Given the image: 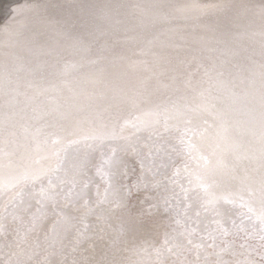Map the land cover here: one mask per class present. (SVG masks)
I'll use <instances>...</instances> for the list:
<instances>
[{
	"label": "rangeland",
	"instance_id": "374dc122",
	"mask_svg": "<svg viewBox=\"0 0 264 264\" xmlns=\"http://www.w3.org/2000/svg\"><path fill=\"white\" fill-rule=\"evenodd\" d=\"M50 2L51 0H14L0 20V78L5 86L14 85L20 91L18 97L24 99L22 100L24 108L22 107L23 110H20L21 116H23L18 127L19 132L20 134L34 135V142L31 143L32 148L37 147L38 144L49 146L48 166L42 173L23 174L16 182L7 186L1 195L0 245L2 247H0V264H11L8 261L11 259L10 253L14 246L12 243L17 241V235L21 230L33 233L35 238L40 240V249L34 253L28 264H63L67 259L82 258L85 259L84 264H125L127 261L123 260L121 263H117L118 260H114L113 244L117 247L122 246L120 257H129L132 247L135 248L138 245L149 247L150 252L154 255L153 258L150 254L151 258L149 259L155 264H168L170 260L174 262L173 258L178 259L179 263L181 261V264H243L249 258L256 260L254 264H264V226L260 224L264 222V216L257 219L251 217V215L261 214V211L264 214V171L258 170V167L263 168L260 162L252 161L241 155L233 156L232 167H229L225 176L217 177L220 182L214 181V187L215 183L221 186L217 189L229 194L228 184L233 187L235 193L237 190L234 189L239 184L236 180L241 176L243 186L241 189L237 188L240 193L238 198H242L241 201L249 207V210L251 209L249 213L251 215H238L236 213L241 211L238 202L232 204L231 201H227L226 204L223 201L221 206L225 213L232 217H227L224 220L225 223H228L227 228H223L224 223L217 220L211 221L208 226L201 225L197 228L195 222H186L181 217L183 211L190 209L187 199L195 197L193 191L187 195L189 186H197L195 182L198 176L195 177L193 172L202 171L209 165V159H206L205 155L199 157L200 164L199 161H196V156L200 150L204 151L203 147L208 148L206 151L213 150V144L207 142L211 136L213 137L211 133L214 127L212 126L216 125L219 122L218 119H222L223 116L224 111L219 107L224 106L222 89L226 87H224L220 76L217 75L221 71L220 66L219 72L216 74L212 73L208 66L201 69L198 67L200 65L194 64L196 67L185 65V72L191 79L195 77L194 70L196 68L202 70H197L199 72L197 73L198 81L194 83L200 87L199 90L203 91V96L195 98L203 101V108L207 106L208 110L196 105L195 102L190 106L185 102L183 95L191 98L193 95H189L191 85L187 84L185 79L182 85L176 83L174 86L175 83L171 84L168 80L161 79L158 80V83L154 82L155 85L151 86V89L146 87L150 76L159 75L156 72L157 68H162L165 73L176 76L182 58L186 62L190 60L188 59L189 54L196 57V53L188 49L196 44L195 41L186 38L187 36L181 34V31L177 33L171 30L166 33L165 41L156 43V48L160 52H167H161V55L158 54L157 56H160L153 61L152 65L157 68L148 65L146 73L148 71L150 73L142 79L143 82H139L138 88H131L127 95L128 100L124 96H120V100L117 99L119 102L123 100V104L95 106V100L101 93L102 87L99 85L101 77L98 74L92 76L91 71H88V64L91 63L89 61L91 50L85 45L82 47L79 44L72 45L69 50L70 54L60 55L57 65L49 67L48 70L57 71L58 76L55 83L51 81V84H47V88L42 86L44 83L32 80L22 84L25 78L23 71L25 72L27 68L26 56L38 50L39 47L34 46L38 36L44 34L49 37L52 26L60 25L62 19L66 21L58 9L59 7L50 6ZM16 16L19 22L16 21ZM172 18H175L172 20L173 22L176 20L175 23L183 26L184 19L182 17L173 16ZM21 23L23 25H20ZM106 30L108 31V28ZM107 44H111V42ZM167 56L169 59L166 58ZM233 58H235V54ZM193 60H197V58ZM148 62L149 60L147 64H151ZM221 62L222 60L219 59L212 65L216 67ZM238 69L236 67L235 72L243 74ZM90 76L93 79V84L87 85L85 92L76 96V104H73L72 97L60 95L59 91L65 86L76 88L72 90V93L76 94L79 87L82 86L79 85L81 81L85 83V79ZM189 77L187 81H190ZM242 80L245 81V78ZM106 84L103 83L104 88L108 89L109 86ZM160 85L164 87L161 88ZM161 89L165 93L156 96L152 102L154 104L151 107L153 108L152 114L150 113L152 121L148 124L144 123V126L142 114L145 113L143 108L146 107L147 99H153ZM80 106L82 107L79 108ZM9 108V115L13 114L12 112H18L17 106L12 105ZM196 108L200 111H197ZM69 114L72 116V121L74 119L75 122L74 127L70 126L71 129H68L66 124ZM137 123L143 128L141 131L143 133L135 135L136 140L133 143L123 146L122 142L129 131H133L136 126L139 127ZM99 131H103L106 138L104 141H96L94 144L93 141L97 138L96 133ZM133 133L135 134V132ZM197 135H201V138ZM15 137H18L16 131L5 135V137L4 135L0 136V167L2 168L10 169L13 165L14 157L11 155V148L17 146ZM195 137H198L197 140ZM78 147L80 155L85 152L89 155L81 167L78 177L69 178L70 169L63 166L57 171V173L60 172L59 180L63 184L58 182L60 186L54 198L43 201L41 193H38L30 206L26 224L19 223L10 214L12 208L17 204L14 202L13 196L23 190L30 192L34 188L39 191L45 190L56 179L57 176L52 175L51 172L65 160L63 158L65 151ZM111 151L115 152L120 160L119 179L123 185L121 199L114 204L108 216H104L102 211L97 209H92L89 214H86L97 202V196L99 197L101 188L104 183L106 184L104 181L106 177L99 170V162ZM196 165H199L200 168ZM113 180L117 181L116 178ZM191 181L195 182L191 183ZM54 183L56 184L53 185H57V180ZM199 190L198 192L202 195L203 193L204 196L208 195H206V199L213 196V191H211L213 187L210 184L200 186ZM6 202L8 208L4 207ZM66 209L71 211L76 224L71 231L68 246L65 248L52 241L49 234ZM242 210L244 213H248L245 208ZM37 216H42L44 220L42 224L34 222ZM84 228L88 229L89 235L83 239L82 245H80L78 237ZM178 230L184 233L183 241L169 238L175 235ZM117 234L119 236H116ZM126 238L129 240L130 249L125 247L124 240ZM162 244L169 248H162ZM229 244L231 247H227ZM171 247L173 248L171 249ZM164 251L166 253L163 254ZM182 258H185V262L181 260Z\"/></svg>",
	"mask_w": 264,
	"mask_h": 264
},
{
	"label": "bare ground",
	"instance_id": "6f19581e",
	"mask_svg": "<svg viewBox=\"0 0 264 264\" xmlns=\"http://www.w3.org/2000/svg\"><path fill=\"white\" fill-rule=\"evenodd\" d=\"M13 2L14 0H0V20L4 17V12L8 10L10 4ZM49 5H56L59 7L58 9H60L66 21L62 19L60 25L56 24V26H52L50 28L51 35L49 37L44 34L38 36L36 43H34V46L37 45L39 47L38 50L26 56L25 61L27 68L25 72L23 71V76L25 78L22 84L32 80L33 82L44 83L45 85L43 84L42 86L47 88V84H51L52 82L55 83L58 76L56 74L57 71L48 70L49 67L57 65L60 55L70 54L69 50L72 48V45L79 44L81 47L85 45L91 50V55L89 57L91 63L88 64V71H91L90 73L92 76L98 74V76L101 77L99 78V85L102 87L101 93L95 100V106L100 107L107 104H123V100L119 102L120 96H124L126 100H128L127 95L130 93L131 88H138L139 82H143L144 80L142 79L148 76L150 73V71L146 73L148 65H152L155 58L159 57L161 52H163H160V50L156 48V43L162 40L165 41L167 39L166 33H169L171 30L177 33L181 31V34L187 36L186 38L195 41L196 44L188 49L194 51L196 57L189 54L188 59L190 60L186 61L188 64H186L184 58H182L180 60V65L184 67L180 66V68H178L176 76L171 73L167 74L162 68L158 69L152 65L151 67L157 68L156 72L159 75L150 76L146 82V87L151 89V86L155 85L154 82L158 83V80L161 79H166L171 84L175 83L174 86H176V83L182 85L185 79L186 83L191 85L189 95L193 94L191 95L192 98L183 95L185 102H187L189 106L191 104L194 105L195 102L196 105L203 108V101L195 98L203 96V91L199 90L200 87L196 86L194 83L198 81L197 73L199 72H197V70H200L199 68L202 69L204 66H208L211 68L210 71L212 73H216L219 72L218 68L220 66L221 71L216 74L220 76L224 87H226L222 89V101L224 106L219 107V109L224 111L223 116L222 119H218L219 122H216V125L212 126L214 127L211 133L213 137L210 135L211 139L207 142L208 144L210 142L213 144V150L206 151L208 148L203 147L205 148L204 151L200 150L198 152L199 154L196 153L198 155L196 156V161H199V164V157L205 155L204 157L209 159V165L202 171L193 172L195 177L198 176L196 179L197 181H193L197 186H189L190 188L187 190V195H189V192L193 191L195 197L193 199H187L189 200L187 203L190 204V206H188L190 209L186 206L188 209L181 213V217L185 219L186 222H195L197 228L201 225L208 226L213 220H217L220 223L222 221L224 223L222 227L227 228L228 223H225L224 220H226L227 217H232L228 215V213H225L221 206L223 201H225L226 204L227 201H231L232 204L238 202L239 206H241V211H238L236 214L251 215L249 214L251 209L249 210V207L241 201L243 200L242 198H238L240 194L238 189H241L243 186L241 183V176L236 180L239 184L236 186L238 189H234L237 190L235 193L233 187L227 184L230 189L228 192L230 193L226 194L221 189H217V187L221 186H218L216 183L220 182L217 177L220 178V176H225L229 167H232L233 164H231V162L233 160L231 159L236 155H241L252 161L260 162L263 168L257 166L258 170L261 172L264 171V0H51ZM173 16L182 17L185 24L182 22L183 26L181 27L179 24L175 23L176 20L173 22L172 20L175 19L172 18ZM15 18L16 21L19 22L17 16ZM19 18L21 19V17ZM20 25L23 24L21 23ZM106 28H108V31ZM109 42H111V44H107ZM169 46H171V44H169ZM158 54L160 55L157 56ZM234 54L235 58H233ZM166 58L169 59L168 56ZM195 58H197L198 61L193 60ZM219 59L222 60V62L216 65L217 68L213 67L212 64L218 62ZM148 60V63L151 64H147ZM194 64L200 66H198V69L196 68L194 70L195 77L191 79L185 72V65L196 67ZM236 67L237 69L239 68L244 75L242 73L237 74V72H235L236 70H234ZM188 77L191 82L187 81ZM91 78L90 76L88 79H85V83L81 81L79 85L82 86L79 87L76 94H74L75 92L72 93V90L76 88L65 86L59 91L60 95L63 94V97L64 95L72 97L73 104H76V96L85 92V87H87V85L93 84V79ZM243 78H245V81L242 80ZM103 83H107L106 86H109L107 87L108 89L104 88ZM4 84L5 83H3V80L0 78V136L4 135L5 137V135L12 132L15 133L16 131L18 137H15L17 146L11 148V155L14 157L12 159V167L10 169L0 167V198L5 188L16 182L20 176L27 173L41 174L48 166L47 164L49 162L48 145L38 144L37 147L32 148L31 143L34 142V135L20 134L18 127L22 122L21 117L23 115L21 116L20 110L24 108L22 106V100L24 99H21L20 96L18 97L20 91L17 90L14 85L5 86ZM178 89L180 90V88ZM162 90L163 89H161L160 93H157L158 95L154 93L153 99H147L146 107L143 108V110L145 109V113L142 114L144 118L143 124H148L152 121L150 116L151 110L153 109L151 107L154 105L152 102L156 96H161L165 93ZM23 103L25 105V102ZM126 104L128 105V103ZM12 105L17 106L18 112H12L13 114L9 115V106ZM81 107L82 106L79 108ZM206 107L204 106L205 109H207ZM143 118L141 119L142 121ZM66 121L68 129H71V125L74 127L75 122L74 119L72 121V116H70V114ZM140 124L142 125V123ZM106 125L108 124L106 123ZM137 125L139 124L137 123ZM142 129L143 128L139 125V127L136 126L133 131L130 130L132 132L129 131V134H127L125 140L122 142L123 146L133 143L136 140L135 135L139 134ZM133 132H135V134ZM104 133L103 131L97 132V138L94 139L93 143L96 144V141H104L106 138ZM197 136L201 138V135ZM197 138L195 137L196 140ZM12 144L14 143L12 142ZM79 152V147L77 149L72 148L65 151V157L63 156L65 160H63L62 163L59 162L61 166L59 164L57 169L51 172V174L53 173L52 175L55 174L57 176L56 179L53 180L45 190L39 191L35 188L32 192L23 190L13 196L14 202L17 204L12 208L10 214L15 217L19 223L26 224L30 206L38 193H41L43 201H49L54 198L60 186L58 182H61L59 180L60 172L57 173V171L63 166L70 169L69 178L78 177V174L81 173V167L89 157L86 152L81 155ZM37 161L39 162L36 163ZM99 163V170L100 173L104 174L106 177V180H104L106 184L104 183L101 188V193L98 194L99 197L97 196V202L94 203L91 210L87 211L86 214H89L92 209H97L101 210L104 216H108L114 204L121 199L123 186L119 179V168L121 165L116 153L112 151L106 154ZM195 177L193 178L195 179ZM113 178H116L117 181H114ZM56 180L57 185H53L56 184L54 183ZM214 181L216 182L215 187ZM193 182L191 181V183ZM205 184H210L213 187V190H211L213 191V196L211 198L209 197L210 199H206L207 194L204 196V193L202 195L198 192L200 186H204ZM4 207L8 208L7 202ZM242 208H245L248 213H244ZM64 212L61 219L58 220L49 234V238L66 248L76 220L69 209L64 210ZM260 213L261 214L258 213L254 216L251 215V217L256 219L263 217L264 214H262V211ZM34 222L42 224L44 220L42 216H37ZM260 224L264 226V222ZM183 234L181 230H178L175 235L169 238L183 241ZM87 235H89V231L87 228H84L78 237L80 245H82V241ZM116 236L119 235L117 234ZM128 241V238L124 240L126 243L125 247L130 249ZM12 244L14 246H12L13 250H11L10 253L11 259L8 261L11 264H28V261H31L34 253L38 252L40 249V240H37L33 233L25 232V230L19 232L17 241ZM162 245L164 249L169 248L164 244ZM112 246V255L115 261L118 260L117 263H121V261L124 260L127 261L125 264H155L149 259L151 258L150 254L154 258L149 247L142 245H138L135 248L132 247L129 257H120L122 255L120 252L122 246L117 247L115 244ZM0 247L2 246L0 245ZM227 247H231V245L229 244ZM172 248L173 247H171V249ZM162 253L164 254L166 252L164 251ZM185 258L181 260L185 262ZM173 259L174 262L170 260L168 264H181V261L179 263L178 259ZM84 262V258L78 260L67 259L63 264H84ZM255 262V259L249 258L246 262H243V264H254Z\"/></svg>",
	"mask_w": 264,
	"mask_h": 264
}]
</instances>
